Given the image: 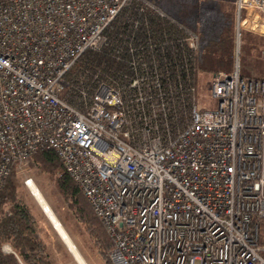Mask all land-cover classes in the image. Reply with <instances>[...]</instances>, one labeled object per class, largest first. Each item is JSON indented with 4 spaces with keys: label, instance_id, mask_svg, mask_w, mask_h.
<instances>
[{
    "label": "built area",
    "instance_id": "built-area-1",
    "mask_svg": "<svg viewBox=\"0 0 264 264\" xmlns=\"http://www.w3.org/2000/svg\"><path fill=\"white\" fill-rule=\"evenodd\" d=\"M131 1H0V188L16 163L50 150L111 240L110 264H264L263 80L235 62L211 75L216 108L199 109L189 77L162 75L131 40L127 86L65 81ZM235 9L236 36H264V0ZM66 86L75 105L60 97Z\"/></svg>",
    "mask_w": 264,
    "mask_h": 264
},
{
    "label": "trees",
    "instance_id": "trees-1",
    "mask_svg": "<svg viewBox=\"0 0 264 264\" xmlns=\"http://www.w3.org/2000/svg\"><path fill=\"white\" fill-rule=\"evenodd\" d=\"M148 6L154 7L165 17H160ZM135 21L138 23L136 28L133 27ZM184 30H192L191 32L198 36L199 50L197 49L196 53L190 51L185 45ZM191 30L166 15L156 3L132 0L105 30V45L101 51L84 52L74 62L64 79L74 88L82 87L86 90L88 86L84 81L88 82L93 76L119 87L127 86L126 80L131 77L132 71L128 64L130 55L126 47L132 40L134 47L144 46L145 52L153 56L159 64L162 75L172 80L180 77L182 81L189 77L192 86H196V75L200 72L197 65L198 57L200 52L207 48L203 44V46L200 45V35L197 30ZM60 97L71 105L76 104V95L70 87L66 86ZM185 100L189 105V96H186ZM33 157L47 171H59L57 186L60 192L65 198L71 200L76 216L86 222V229L94 239L103 264H110L108 252L112 248L111 240L78 187L64 173L55 153L43 150L36 152ZM1 189L2 186L0 188V264H18L13 255H5L1 252V245L4 243L13 249L23 264H51L46 258L48 252L45 245L35 235L34 222L29 209L16 200L13 185L6 183L3 190ZM6 203L12 208L9 215H4L2 212Z\"/></svg>",
    "mask_w": 264,
    "mask_h": 264
},
{
    "label": "rangeland",
    "instance_id": "rangeland-1",
    "mask_svg": "<svg viewBox=\"0 0 264 264\" xmlns=\"http://www.w3.org/2000/svg\"><path fill=\"white\" fill-rule=\"evenodd\" d=\"M146 1H150L153 4L156 3L170 18L188 30H197L200 35V42L211 51L210 59L216 66L222 67L228 62L229 52H233L234 46V59L238 67L264 78V36L248 31H240L238 36L235 34L231 39L230 32L234 22L230 19V14L226 10L225 2L227 0H210L207 1L208 6L202 4V11L198 13L196 23L192 22L189 17L190 2L192 0ZM209 7H212V10H208L207 8ZM229 70L230 68H220L212 73L203 72L201 77H199L200 72H198L195 100L199 109L214 110L216 108V101L209 96L211 75L220 71L228 72ZM200 71L202 72L203 70ZM34 155L13 166L10 176L4 181L1 190L6 186V183L13 185L16 200L29 209L32 215L34 230L36 231L35 235L45 245L48 252L46 258L51 264L77 263L31 196L27 186L24 184L26 179H31L32 183L37 187L85 263L103 264L102 258L97 251V246L94 244V239L86 229V222L76 216L71 206V200L65 198L57 186L59 171H47L33 157ZM11 211L12 208L7 203L2 208L4 215H9ZM260 243L264 244V221H262L260 228ZM3 245L8 244L4 243L1 245V252L9 255L2 251Z\"/></svg>",
    "mask_w": 264,
    "mask_h": 264
},
{
    "label": "crops",
    "instance_id": "crops-1",
    "mask_svg": "<svg viewBox=\"0 0 264 264\" xmlns=\"http://www.w3.org/2000/svg\"><path fill=\"white\" fill-rule=\"evenodd\" d=\"M207 1H210V0H192L190 2L191 10H190V16L189 17L191 18L192 22H195V23L197 22L198 13L200 11H202V4L206 5V6L209 5V4L207 5ZM235 3H236V0H227L225 2V5L227 7L226 10H228V13L230 14V19L234 22V25L232 26L231 32H230V36H231L230 38L231 39L235 36V31H236V19H235L236 9H235ZM207 9L208 10H212V7H209ZM164 13L166 14V12H164ZM199 43H200V45H202L200 40H199ZM210 52L211 51H209V49H204L203 52H200V55L198 57L197 65H198V68L200 70H203V71L202 72L200 71L199 77L203 76V72L212 73L213 71L219 70L220 68L221 69H224V68L229 69L230 68V70L228 72H231L233 70L235 62H236L235 59H234V56H235L234 46H233V52H231V53L229 52V56H228L229 60H228V62L225 65H222V67L221 66H216L215 64H213L212 60L210 59V57H211V53ZM239 73H240L241 76L246 77V78H254V79H260V80L264 81V78L256 76L252 72H248L245 69L243 70V69L239 68ZM246 73H248V74H246ZM196 82H197V75H196Z\"/></svg>",
    "mask_w": 264,
    "mask_h": 264
},
{
    "label": "bare ground",
    "instance_id": "bare-ground-1",
    "mask_svg": "<svg viewBox=\"0 0 264 264\" xmlns=\"http://www.w3.org/2000/svg\"><path fill=\"white\" fill-rule=\"evenodd\" d=\"M31 196L41 209V211L44 213L45 217L47 218L48 222L52 226V229L55 231V233L58 235L60 240L64 243V245L68 248V250L71 252L73 258L75 259L77 264H86L83 258L81 257L80 253L76 249L75 245L72 243L70 237L66 233V231L63 229L62 225L54 215L53 211L50 209L48 204L46 203V200L43 198L37 187L32 183V181L27 186Z\"/></svg>",
    "mask_w": 264,
    "mask_h": 264
}]
</instances>
